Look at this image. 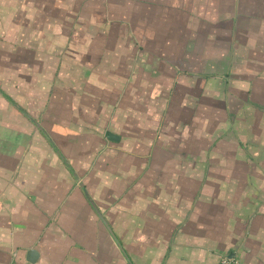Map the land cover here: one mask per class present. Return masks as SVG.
<instances>
[{"label": "crops", "instance_id": "0c3cea01", "mask_svg": "<svg viewBox=\"0 0 264 264\" xmlns=\"http://www.w3.org/2000/svg\"><path fill=\"white\" fill-rule=\"evenodd\" d=\"M35 5L0 0V264H264V0ZM37 24L86 64L20 68Z\"/></svg>", "mask_w": 264, "mask_h": 264}, {"label": "rangeland", "instance_id": "374dc122", "mask_svg": "<svg viewBox=\"0 0 264 264\" xmlns=\"http://www.w3.org/2000/svg\"><path fill=\"white\" fill-rule=\"evenodd\" d=\"M5 1H7V0H5ZM18 1L20 3V6H24V8H26L25 6L27 5V2H29V1H35V3H36V5H35V7H36V9H35L36 10L35 11L36 12V15L38 16L37 12H39L40 13L39 14V18L41 20L43 19V16H42L43 14L42 13H44V9H43V7L42 8H39V2L40 1H43V0H18ZM24 11L26 12L25 9H24ZM50 16H53V12L51 13ZM42 22H43V20H42ZM42 22H39V23H42ZM42 27L43 28H41V26H39L38 24L36 26L34 25L33 28H35V29L33 31V35H34V38L35 39L36 38L38 39L36 41H39V43L41 44V46H40L41 50H43L46 54L49 53L48 52V50H49L50 53L47 54V55H50V56L47 57V58L45 56H42V57L36 56V58H35L34 55H32V54H30V56H29L28 51H24V50L21 49V51H20L21 52L20 57H17L16 58L20 62V68H75L77 66L76 63L78 65H80V64H86V59L83 58V57H79V56H64V57H62V56H59L58 53L60 51H62V50H65V48H66V42L67 41H57L56 39L55 40L53 39L52 41L48 42L45 39H46V36L48 37L47 34H49V33H47V32H45V33L44 32H40V30L41 29H44V28H47V27L49 28V26L44 25ZM30 34H32V33H30ZM34 40H32L33 42H31L29 40H28L29 42L24 40V41H21V43L19 41H17V43L20 44L19 45L20 48H24V49L30 48L31 49L34 46L33 43L36 42V41L34 42ZM50 44H51V47L49 49V46L48 45H50ZM29 45H30V47H29ZM31 51H32V49H31ZM5 59H7V58L5 57ZM21 83L22 84L24 83V87H25V85L28 82L27 81H21ZM75 91L76 90H73V92H75ZM59 92L60 91L53 92V97L52 98L60 100V98L62 96H61V94ZM69 92L70 93H73L71 91H69ZM41 94H42L41 97L43 98V96H48L49 93L48 92H45L44 93V92L41 91ZM110 94H111V92H110ZM119 94H120V97L121 98L125 97V95L127 96V93H125V91H122ZM50 95H51V92H50ZM125 98H127V97H125ZM34 101H35V104L36 105L39 102L38 99H35ZM138 102H139V100H138ZM248 105H250V103H248ZM180 106H181L180 103H178V102L175 103V109H177V114H179V116H181V117L183 116L185 118L188 117V116H190L191 113L187 109V107H180ZM39 107L40 106H36V111H35V115L34 116H38L39 113H42L41 112V109H40L41 107L40 108ZM138 108L139 107L137 106L136 107L137 114H138ZM83 113L86 116L88 114V110L84 109V112ZM99 115H101V114H99ZM175 116L178 117V115H175ZM82 123H84V122H82ZM103 123H105V122L103 121ZM85 125H87V123H85ZM138 125H139V123H132L130 125V127H126V131L132 130V128H131L132 126L138 128ZM82 126H83V124H82ZM83 127L84 128H88V126H83ZM95 127H98V126L97 125H92L91 128L93 130L94 129H97V131H101V130L104 131V129L105 130L110 129V128H108V124H104V126L98 127V128H95ZM123 130H125V128L124 129L118 128V131L120 133H122L123 136H124L126 133ZM185 131H186L185 129L183 131H176V129H175V133H178L179 132V134L181 136H183V137H186L187 136L186 133H185ZM101 134H102V132H101ZM101 137H103V136H101ZM126 138H127L126 140H128V141L130 140L129 134H127ZM100 139L102 141L104 140V138H100ZM135 140L136 139L134 138L133 141H135ZM175 142H177V139H175Z\"/></svg>", "mask_w": 264, "mask_h": 264}, {"label": "water", "instance_id": "95a60500", "mask_svg": "<svg viewBox=\"0 0 264 264\" xmlns=\"http://www.w3.org/2000/svg\"><path fill=\"white\" fill-rule=\"evenodd\" d=\"M106 139L111 141V142H117L118 138L116 136H113L112 134L110 133H106ZM101 221L104 223L103 219L100 217ZM27 262L29 263H33L34 262V258L37 257V254L35 251L31 250L28 252L27 254Z\"/></svg>", "mask_w": 264, "mask_h": 264}, {"label": "built area", "instance_id": "2783aa9c", "mask_svg": "<svg viewBox=\"0 0 264 264\" xmlns=\"http://www.w3.org/2000/svg\"><path fill=\"white\" fill-rule=\"evenodd\" d=\"M218 264H237V262H235L234 260L229 259L227 257H223V258H221V260L219 261Z\"/></svg>", "mask_w": 264, "mask_h": 264}]
</instances>
